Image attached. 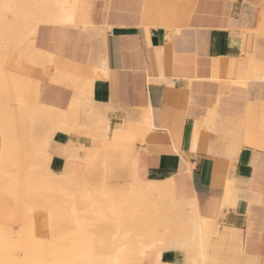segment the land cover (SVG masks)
<instances>
[{
  "label": "crops",
  "instance_id": "crops-1",
  "mask_svg": "<svg viewBox=\"0 0 264 264\" xmlns=\"http://www.w3.org/2000/svg\"><path fill=\"white\" fill-rule=\"evenodd\" d=\"M82 18L37 38L54 61L99 75L70 132L53 136L49 169L103 157L113 183L173 179L235 238L222 242L233 264H264V0H87ZM39 93L64 110L75 83L50 75Z\"/></svg>",
  "mask_w": 264,
  "mask_h": 264
},
{
  "label": "bare ground",
  "instance_id": "bare-ground-1",
  "mask_svg": "<svg viewBox=\"0 0 264 264\" xmlns=\"http://www.w3.org/2000/svg\"><path fill=\"white\" fill-rule=\"evenodd\" d=\"M86 8L87 0H0V106L3 110L0 113V191L8 196L14 193L15 197L20 196L16 192L27 193L26 202L19 197L22 202L28 203L31 209L32 203L42 204L47 211L57 204L82 211L86 206L81 208L80 203L90 202V207L83 210L85 217L106 225L98 238L87 239L80 234L81 245H63L59 235L67 230L58 226L55 219L49 223L52 236L46 232L48 223L40 215H29V223L23 229L5 227L2 220L7 213L4 209L8 199L0 193V264H164L162 253L174 249L184 252L182 264H209L217 256L209 254L208 248L218 253L224 240L235 238L210 228L215 218L203 217L196 198L178 192L173 179L113 183L104 171L100 173L99 182L84 183L85 191H82L75 189L74 169L61 173L49 169L53 136L59 131L70 132L68 122L75 119L81 97L89 92L99 75L87 67L54 61L53 54L36 45L37 38L41 28L76 26L82 21ZM50 75L75 83V98L64 110L39 101L40 83ZM51 114L56 119H50L45 125L46 117ZM144 124L145 131H151L149 114ZM105 163L101 157L97 168L105 169ZM125 210L140 213L143 210L151 217L148 219L142 214L150 221L148 227L130 230L125 224L127 220H123ZM17 230L26 236L24 244L14 242L12 231ZM212 234L218 236L216 240L220 243H210ZM11 235L14 239L9 237ZM230 256L228 261L233 263ZM239 264L252 263L245 260Z\"/></svg>",
  "mask_w": 264,
  "mask_h": 264
},
{
  "label": "rangeland",
  "instance_id": "rangeland-1",
  "mask_svg": "<svg viewBox=\"0 0 264 264\" xmlns=\"http://www.w3.org/2000/svg\"><path fill=\"white\" fill-rule=\"evenodd\" d=\"M2 112H3V110H2V108L0 106V113H2ZM46 118H47L48 121L45 123V125H47L49 123L50 119H51V121H54L56 119L53 114H51V116H48ZM0 124H1V116H0ZM1 143H2V139L0 138V146H1ZM97 164H99V162H97L93 166H86V168H82V167L76 165L75 175H74V182H75V185L74 186H75V189L76 190L85 191L83 189L84 188L83 186L87 182L88 183L90 182L89 184H94V182L97 183V182H99L101 180V174L100 173L104 172L105 169L102 170L101 167H98L97 168ZM0 193L6 199H8V203L5 204V209H4V212H7V213L4 214L3 220H2V224H6L7 225L5 227H9L11 229H13V228H15V229H21L22 228L23 229L25 227V224L26 223H29V221H28V216L29 215H32L33 217H36V216H39L40 215V216H42L45 219L46 224L48 223L47 224V230H46V232L51 233L50 235L52 236V231L49 230L51 228V226H49L50 225L49 223H51V219H55V220H57L58 226L60 225V227L65 228L67 230V233H62V234L59 235L60 238H61V240H62V242L64 241L63 245L66 244V243H68L66 245H72L73 244L76 247L79 246V245H81L82 244V241L81 240H83V238L82 239H79L80 234H82L81 237H84V238H87V239L88 238L89 239H92L93 237L94 238H96V237L98 238L99 237V232L102 231L103 226L106 225L105 222L102 223L103 225L102 224H97L96 220L91 219V218L87 219V217H85L86 214L83 212V210L90 207V205H89L90 202H88V203L87 202H85V203L82 202V204L80 203L81 206L80 205L79 206L81 208H83L84 206H86V207L83 208L82 211H80L79 208H76L75 209L77 212L74 211V210H72V209H68V207L67 208H64L62 206V204H60V205L57 204V207L54 205L52 207L53 209L47 211V210H45V208H44V206L42 204L40 205V204H37V203L36 204L35 203H32V208L33 209H31V207H30V205L28 203H24V202L27 201V197H26V194L27 193L16 192L17 195H19L18 193H20V196L21 197L20 196L15 197L14 193L12 194V196L14 195L13 197L10 196L11 194L9 196H8V194L6 195L3 191H0ZM21 193H22V195H21ZM19 197L22 198V200L24 202H22V200H20ZM73 206H75V205H72V207ZM76 207H78V204L76 205ZM41 208H43V210ZM28 211H30V213ZM142 211H141V213L139 211H135V210H133L131 212L130 211H126V210L124 211V214H125L124 218L125 219L123 218V220L124 221L127 220L126 222H128V223L125 222V224H127L128 228L131 227V229L129 228L130 230L137 229V228H139V226H140V230H143L146 227H148V224L150 223V221L147 220L146 217H144L145 214ZM78 212L79 213L81 212V213L79 214ZM142 214H144V215H142ZM126 216H127V218H126ZM145 216H147V215H145ZM132 217H134V219ZM149 217H148V219H149ZM219 219L220 218H218V221H216L217 219H215L213 221V225H211L210 228L214 227L215 229L219 230V228L222 227L221 224H220V222H219ZM124 221H123V223H124ZM109 223H110V221H109ZM78 228L80 229L79 232H78V230H79ZM27 229H28V226H27ZM73 230H74V232H73ZM94 230H96V231H94ZM18 231L19 230H17V232L12 231L14 233V235H15L14 238H16V239H14L12 237V235L9 236V237H12L14 239V242L17 240L16 242H19V241L21 242L22 241L21 243L24 244L23 243V239H25L26 236H24V235L22 236L23 231H21L20 234L18 233ZM77 232H78V234H77ZM87 233L90 236H88ZM86 234H87V236H86ZM47 235L45 236L46 238L48 237ZM212 235L209 236V240H211L210 243H213L214 241L216 242V238H218L217 235H213L214 237ZM21 237H23V238L21 239ZM54 237L56 238L58 236L56 235ZM17 238H19V240ZM72 238H75V239L72 240ZM75 240H77V241H75ZM57 241H58V239H57ZM57 241H56L55 244L58 243ZM55 244L53 243V245H55ZM222 246H223V244L221 243V246L218 249V253L219 254L216 252L217 251L216 249L213 250L212 248H210V249L208 248V253L209 254H211L214 257H215V254L217 256L213 261L211 260L213 258H210L211 261L209 262V264H227V263L228 264H233L232 262L230 263V261H228V251L229 250L226 247H224V246L222 248ZM51 253H52V251H51ZM190 259H192V258H190ZM192 260H195V259H192Z\"/></svg>",
  "mask_w": 264,
  "mask_h": 264
}]
</instances>
